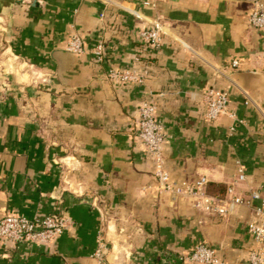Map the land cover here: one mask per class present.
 <instances>
[{
	"label": "crops",
	"instance_id": "1",
	"mask_svg": "<svg viewBox=\"0 0 264 264\" xmlns=\"http://www.w3.org/2000/svg\"><path fill=\"white\" fill-rule=\"evenodd\" d=\"M112 1L0 0V218L72 221L52 243H8L0 264H96L100 234L115 264H182L167 254L198 243L227 264H248L258 245L247 230L252 211L209 215L160 193L136 128L140 105L153 98L173 179L207 176L237 192L264 185V30L250 24L254 0ZM156 20L165 34L153 50L140 34ZM74 34L85 53L66 50ZM146 68L143 83L109 77ZM212 87L229 92L238 121L206 119Z\"/></svg>",
	"mask_w": 264,
	"mask_h": 264
},
{
	"label": "built area",
	"instance_id": "2",
	"mask_svg": "<svg viewBox=\"0 0 264 264\" xmlns=\"http://www.w3.org/2000/svg\"><path fill=\"white\" fill-rule=\"evenodd\" d=\"M22 3L28 0H20ZM114 4L112 0H105ZM145 6L151 3L144 2ZM252 27L264 30V0H254L253 9L249 15ZM165 27L163 23L156 20L151 27L143 30L140 34L141 40L151 49L160 47ZM66 50L74 54H83L86 51V42L79 34H74L69 40ZM106 54V45L100 41L95 46V55L99 61H103ZM233 64L237 66L238 60ZM149 70L142 72L135 69L111 70L109 77L117 82L143 83ZM206 105L205 117L210 121H216L223 115H229L238 121L234 112H229L230 95L226 90L208 88L204 93ZM140 118L136 128V135L144 145L146 153L154 159V177L157 182L156 189L160 193H167L173 198H189L192 205L209 215L228 216L237 207H248L254 217L248 223L247 230L257 242L249 256L248 264H264V185L260 188L248 189L246 192H237L233 185L228 187L224 196L213 195L207 191L209 179L201 176L197 181H177L173 179L166 167L164 145L167 134L163 121L158 116L157 104L153 98L142 102L139 108ZM241 121V120H239ZM242 122V121H241ZM233 125L231 130L234 131ZM238 180L244 182L248 178L247 168L241 159L236 161ZM72 225V221L65 215L53 213L46 216L26 217L16 212H9L0 218V250L8 243L27 241L30 243H52L58 236ZM109 246L102 234L98 238V245L92 256L96 264H115L108 258ZM167 258L173 262L182 264H227L222 260L217 251L207 243H198L194 250L188 254H167Z\"/></svg>",
	"mask_w": 264,
	"mask_h": 264
},
{
	"label": "trees",
	"instance_id": "3",
	"mask_svg": "<svg viewBox=\"0 0 264 264\" xmlns=\"http://www.w3.org/2000/svg\"><path fill=\"white\" fill-rule=\"evenodd\" d=\"M228 186L221 182H208L207 191L213 195L224 196L227 193Z\"/></svg>",
	"mask_w": 264,
	"mask_h": 264
}]
</instances>
